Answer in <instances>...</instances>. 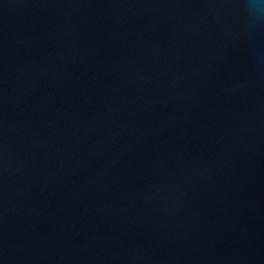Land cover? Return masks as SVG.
<instances>
[{
  "label": "water",
  "instance_id": "1",
  "mask_svg": "<svg viewBox=\"0 0 264 264\" xmlns=\"http://www.w3.org/2000/svg\"><path fill=\"white\" fill-rule=\"evenodd\" d=\"M0 264H264V0H0Z\"/></svg>",
  "mask_w": 264,
  "mask_h": 264
}]
</instances>
